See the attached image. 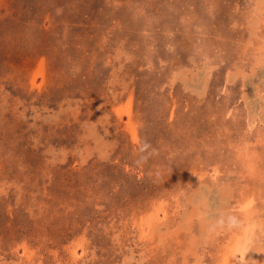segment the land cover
Instances as JSON below:
<instances>
[{
    "label": "rangeland",
    "instance_id": "374dc122",
    "mask_svg": "<svg viewBox=\"0 0 264 264\" xmlns=\"http://www.w3.org/2000/svg\"><path fill=\"white\" fill-rule=\"evenodd\" d=\"M0 264H264V0H0Z\"/></svg>",
    "mask_w": 264,
    "mask_h": 264
}]
</instances>
